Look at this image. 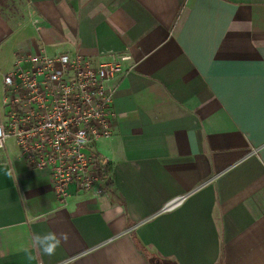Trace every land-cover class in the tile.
<instances>
[{"label": "crops", "instance_id": "crops-1", "mask_svg": "<svg viewBox=\"0 0 264 264\" xmlns=\"http://www.w3.org/2000/svg\"><path fill=\"white\" fill-rule=\"evenodd\" d=\"M42 51L131 60L92 189L63 200L0 150V264H264V0H0V107ZM48 231L54 255L33 243Z\"/></svg>", "mask_w": 264, "mask_h": 264}, {"label": "built area", "instance_id": "built-area-1", "mask_svg": "<svg viewBox=\"0 0 264 264\" xmlns=\"http://www.w3.org/2000/svg\"><path fill=\"white\" fill-rule=\"evenodd\" d=\"M129 60V55H113L94 65L81 55L19 56L3 76L0 150L13 139L30 167L51 172L63 200L73 184L92 189L100 176L90 147L113 135L116 113L109 83L125 74L123 64Z\"/></svg>", "mask_w": 264, "mask_h": 264}, {"label": "clouds", "instance_id": "clouds-1", "mask_svg": "<svg viewBox=\"0 0 264 264\" xmlns=\"http://www.w3.org/2000/svg\"><path fill=\"white\" fill-rule=\"evenodd\" d=\"M61 239L62 238L55 232L48 231L43 234H35L33 237V243L40 248L43 254L54 255L57 247L61 244ZM63 239H67L66 235L63 236ZM25 251L27 253V258L29 260L33 259L30 251L27 249Z\"/></svg>", "mask_w": 264, "mask_h": 264}]
</instances>
